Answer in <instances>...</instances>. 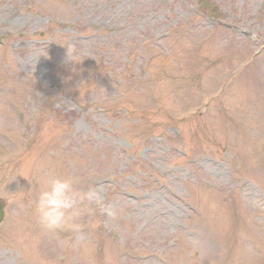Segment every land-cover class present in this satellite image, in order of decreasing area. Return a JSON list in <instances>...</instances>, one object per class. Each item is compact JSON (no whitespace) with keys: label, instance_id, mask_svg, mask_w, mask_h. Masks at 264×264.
<instances>
[{"label":"rangeland","instance_id":"obj_1","mask_svg":"<svg viewBox=\"0 0 264 264\" xmlns=\"http://www.w3.org/2000/svg\"><path fill=\"white\" fill-rule=\"evenodd\" d=\"M0 202V264H264V0H0Z\"/></svg>","mask_w":264,"mask_h":264},{"label":"clouds","instance_id":"obj_2","mask_svg":"<svg viewBox=\"0 0 264 264\" xmlns=\"http://www.w3.org/2000/svg\"><path fill=\"white\" fill-rule=\"evenodd\" d=\"M65 63L73 66L80 64V53L74 47H68ZM32 189L28 192H31ZM98 194L89 189L87 192L77 191L74 181L70 178L49 176L31 201L35 219L46 233H56L69 229L80 234L82 225L80 219L91 210V205L98 202ZM108 215L113 213L107 210Z\"/></svg>","mask_w":264,"mask_h":264},{"label":"bare ground","instance_id":"obj_3","mask_svg":"<svg viewBox=\"0 0 264 264\" xmlns=\"http://www.w3.org/2000/svg\"><path fill=\"white\" fill-rule=\"evenodd\" d=\"M22 247V246H21ZM31 254V253H30ZM11 256V254H8V257H10ZM22 256H24L23 254H22ZM30 256H32V254L30 255ZM7 256L5 257V259H4V261H6V259L8 258ZM35 258V257H34ZM24 259H25V261H32V257L31 258H29L28 260L26 259V257H24ZM64 259L66 260L67 259V257H64ZM64 260V261H65ZM18 264V263H17ZM25 264H28L27 262H25ZM72 264H77L75 261H72Z\"/></svg>","mask_w":264,"mask_h":264},{"label":"water","instance_id":"obj_4","mask_svg":"<svg viewBox=\"0 0 264 264\" xmlns=\"http://www.w3.org/2000/svg\"><path fill=\"white\" fill-rule=\"evenodd\" d=\"M2 218V213H1V210H0V219Z\"/></svg>","mask_w":264,"mask_h":264}]
</instances>
